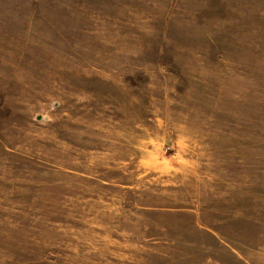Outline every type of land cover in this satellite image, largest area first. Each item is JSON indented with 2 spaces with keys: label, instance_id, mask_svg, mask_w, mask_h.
Returning <instances> with one entry per match:
<instances>
[{
  "label": "rangeland",
  "instance_id": "rangeland-1",
  "mask_svg": "<svg viewBox=\"0 0 264 264\" xmlns=\"http://www.w3.org/2000/svg\"><path fill=\"white\" fill-rule=\"evenodd\" d=\"M0 264H264V0H0Z\"/></svg>",
  "mask_w": 264,
  "mask_h": 264
}]
</instances>
